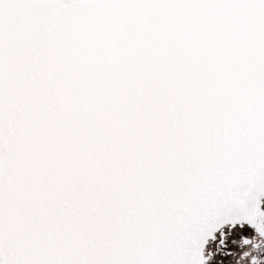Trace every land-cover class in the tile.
<instances>
[{
    "label": "snow or ice",
    "instance_id": "snow-or-ice-1",
    "mask_svg": "<svg viewBox=\"0 0 264 264\" xmlns=\"http://www.w3.org/2000/svg\"><path fill=\"white\" fill-rule=\"evenodd\" d=\"M0 264H264V0H0Z\"/></svg>",
    "mask_w": 264,
    "mask_h": 264
},
{
    "label": "flooded vegetation",
    "instance_id": "flooded-vegetation-1",
    "mask_svg": "<svg viewBox=\"0 0 264 264\" xmlns=\"http://www.w3.org/2000/svg\"><path fill=\"white\" fill-rule=\"evenodd\" d=\"M222 259H225V261H227L226 257H223Z\"/></svg>",
    "mask_w": 264,
    "mask_h": 264
},
{
    "label": "rangeland",
    "instance_id": "rangeland-1",
    "mask_svg": "<svg viewBox=\"0 0 264 264\" xmlns=\"http://www.w3.org/2000/svg\"><path fill=\"white\" fill-rule=\"evenodd\" d=\"M227 259V258H226Z\"/></svg>",
    "mask_w": 264,
    "mask_h": 264
}]
</instances>
